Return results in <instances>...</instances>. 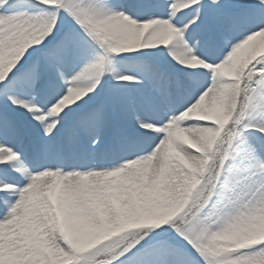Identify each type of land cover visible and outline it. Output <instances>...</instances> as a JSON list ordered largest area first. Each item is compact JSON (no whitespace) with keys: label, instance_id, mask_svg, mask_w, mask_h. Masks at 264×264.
<instances>
[{"label":"snow or ice","instance_id":"6c2138e0","mask_svg":"<svg viewBox=\"0 0 264 264\" xmlns=\"http://www.w3.org/2000/svg\"><path fill=\"white\" fill-rule=\"evenodd\" d=\"M0 264H264V0H0Z\"/></svg>","mask_w":264,"mask_h":264}]
</instances>
